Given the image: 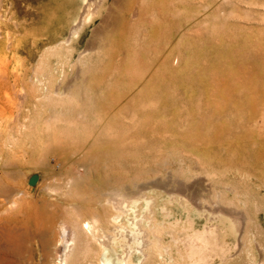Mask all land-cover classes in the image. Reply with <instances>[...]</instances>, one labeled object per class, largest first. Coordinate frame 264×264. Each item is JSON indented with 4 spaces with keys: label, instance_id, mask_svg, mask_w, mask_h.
I'll return each instance as SVG.
<instances>
[{
    "label": "rangeland",
    "instance_id": "rangeland-1",
    "mask_svg": "<svg viewBox=\"0 0 264 264\" xmlns=\"http://www.w3.org/2000/svg\"><path fill=\"white\" fill-rule=\"evenodd\" d=\"M0 13V264H66L73 241L69 264H98L78 233L112 236L118 215L145 232L128 264H264V0ZM194 232L216 242L198 263Z\"/></svg>",
    "mask_w": 264,
    "mask_h": 264
},
{
    "label": "bare ground",
    "instance_id": "bare-ground-1",
    "mask_svg": "<svg viewBox=\"0 0 264 264\" xmlns=\"http://www.w3.org/2000/svg\"><path fill=\"white\" fill-rule=\"evenodd\" d=\"M0 15H1V13H0ZM0 25L5 26L6 23L0 20ZM0 30H1V27H0ZM1 41L2 40L0 39V42ZM125 202L126 201H123V200L118 202L119 207H122V211L125 210L123 208H126L127 212H131V211L134 212L132 208H128V206H126ZM119 221H120L119 215L115 216L113 218L114 224L112 225V230H113L114 234L112 236H105V235L104 236H101V235L98 236L97 235L98 227L96 225V223H97L96 220H94V222L87 221L86 222L87 228H85L83 226V229H81L78 233V236L83 235V237H85V238H88L89 235L91 234L92 237L96 238V240L100 243L101 248H102V256L97 261L98 264H128L127 263L128 257L132 254H139V255H142V257H145V254L142 252V249H143L144 244H145L142 237L145 234V232L139 226L138 217L132 216V218L128 219V222L130 225L129 229L119 225ZM210 235L207 236L206 234H199V233L194 232V234H193L194 242L190 245V252H191L190 257H192L194 259L195 263H198L201 260L195 259L194 254L206 253V252L209 253L213 250V248L211 250L208 249L210 246L216 247V242L213 241L211 232H210ZM44 236H42V237L44 238ZM193 237H191V235H189L187 237L188 241L192 240ZM42 240H44V239H42ZM50 242H52V241L50 240ZM58 243L59 242H56L53 244V246H54L53 251H55L56 247L58 248V246H59ZM116 243L118 245L119 253L117 254L116 261L114 262L109 256L106 255V252L109 248V244H116ZM74 252H75V243L73 241V243H71V245L67 248V252L65 255V259H66L65 263L66 264H69V259L73 256ZM16 257H17V255H16ZM136 259H137L136 260L137 262L141 261V258H139V257H136ZM89 263L91 264V262H89ZM89 263H87V264H89Z\"/></svg>",
    "mask_w": 264,
    "mask_h": 264
},
{
    "label": "water",
    "instance_id": "water-1",
    "mask_svg": "<svg viewBox=\"0 0 264 264\" xmlns=\"http://www.w3.org/2000/svg\"><path fill=\"white\" fill-rule=\"evenodd\" d=\"M39 175L38 174H34L32 176L29 177L28 179V185L30 187H35L37 185V183L39 182Z\"/></svg>",
    "mask_w": 264,
    "mask_h": 264
}]
</instances>
